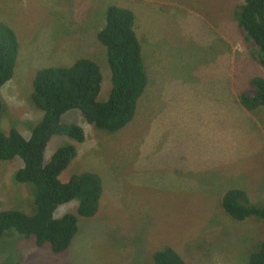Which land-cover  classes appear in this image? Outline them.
<instances>
[{"label":"rangeland","instance_id":"rangeland-1","mask_svg":"<svg viewBox=\"0 0 264 264\" xmlns=\"http://www.w3.org/2000/svg\"><path fill=\"white\" fill-rule=\"evenodd\" d=\"M243 0H0V18L16 32L19 55L0 89V132L28 137L43 112L30 102L35 72L93 59L102 75L99 99L110 90L105 47L96 34L109 5L135 14L147 87L133 121L117 132L88 124L77 110L61 116L84 131V141L52 136L44 151L73 144L76 154L59 178L92 171L103 183L98 211L77 217L78 230L62 252L9 229L0 236L2 264H153L169 245L185 264H244L264 236L258 218L235 221L221 206L228 188L264 200V104L239 102L253 76H264L258 48L238 26ZM0 160V212L34 211L32 186L14 180L22 166ZM34 199V195H33ZM77 199L56 207L74 213Z\"/></svg>","mask_w":264,"mask_h":264},{"label":"trees","instance_id":"trees-1","mask_svg":"<svg viewBox=\"0 0 264 264\" xmlns=\"http://www.w3.org/2000/svg\"><path fill=\"white\" fill-rule=\"evenodd\" d=\"M105 13V23L96 37L106 51L111 83L108 96L98 98L102 75L91 58L80 57L70 65L45 66L35 72L30 93L31 104L43 112L42 119L26 138L14 128L0 132V160L21 158L23 164L14 173V180L31 185L34 195L31 213L18 209L0 212V236L12 229L35 245L47 243L52 252L59 253L67 249L76 234L77 217L90 218L99 209L104 188L97 173H74L65 181L59 178L74 158L75 146H58L48 161H44V151L52 136L84 141L81 126L61 120L70 110H77L88 124L106 132H117L134 119L148 82L134 30L135 14L117 5H109ZM236 17L245 38L258 48L256 60L264 68V0H243L237 5ZM18 55L17 34L0 18V89L13 76ZM239 102L249 111L264 104V76L249 80L248 88L239 94ZM4 108L0 97L1 116ZM249 195L242 188L228 187L221 195V206L235 221L255 217L264 223V200L255 203L257 198ZM75 199L78 204L74 213L53 216L57 206ZM152 258L153 264H185L183 255L169 245L157 249ZM244 264H264V236Z\"/></svg>","mask_w":264,"mask_h":264}]
</instances>
